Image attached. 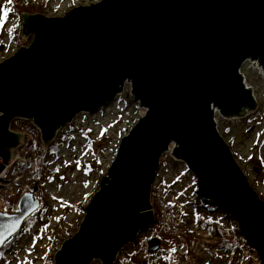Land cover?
Returning <instances> with one entry per match:
<instances>
[{
  "label": "water",
  "instance_id": "1",
  "mask_svg": "<svg viewBox=\"0 0 264 264\" xmlns=\"http://www.w3.org/2000/svg\"><path fill=\"white\" fill-rule=\"evenodd\" d=\"M31 37L0 62V172L23 141L10 130L30 121L43 145L80 114L92 115L130 86L144 111L121 137L84 209L78 231L54 264H113L155 223L150 192L171 146L196 195L231 219L264 264V202L217 131L256 112L240 70L257 61L264 81V0H100L61 17L21 15ZM40 206L35 184L13 213L0 211V249ZM159 241H149V252Z\"/></svg>",
  "mask_w": 264,
  "mask_h": 264
},
{
  "label": "rangeland",
  "instance_id": "2",
  "mask_svg": "<svg viewBox=\"0 0 264 264\" xmlns=\"http://www.w3.org/2000/svg\"><path fill=\"white\" fill-rule=\"evenodd\" d=\"M98 1L100 0H23L33 8L39 9L31 14L47 18L61 17L74 7L88 6ZM11 9L9 0H0V62L12 56L20 47H27L31 42V37L25 38L21 33V15L29 13L17 14ZM20 39L26 43L20 44L18 41ZM241 72L246 78L247 85L253 90L259 117L255 121H248L246 117L227 121L216 115L215 123L217 131L230 147L249 185L264 202V81L258 69L248 62L243 64ZM143 114L144 111L132 101L130 86L125 85L122 95L108 106L96 114L78 115L71 124L57 132L55 141L45 146L49 154L45 159L44 174L40 176L41 170L37 167L38 176L31 181V186L37 184L48 196L46 210L37 216L30 230L24 231L13 244L9 242L5 245L11 246L8 251L0 252V264L54 263V255L62 242L78 231L84 217V209L98 190L101 177L106 174L112 163L121 137L128 133ZM25 134L36 146L37 137L32 133ZM170 147L172 150L173 146ZM178 167V164L172 166L173 169ZM171 174V169L161 168L158 173L159 180L162 178L169 184L174 176ZM186 177L188 182L181 181L177 185L178 192L189 193L191 200H194L195 182L190 172ZM169 186L170 191H176L174 183ZM201 203L199 200L195 201L192 215L196 213L198 219L209 218L210 213L207 210L198 209L203 207ZM9 204L11 203L0 200V211L10 212L11 210L7 209ZM188 224L186 221L183 226L174 230V234H179L187 244L188 239H191V242L197 238L205 240L203 234L196 237ZM227 225L232 232L234 222H227ZM205 228L200 226L203 232ZM157 237L160 246L164 248L163 253L172 252L178 246L174 247L179 240L178 236L172 235L171 232L161 231ZM140 260L143 262L144 257ZM91 264L99 262L95 260Z\"/></svg>",
  "mask_w": 264,
  "mask_h": 264
},
{
  "label": "built area",
  "instance_id": "3",
  "mask_svg": "<svg viewBox=\"0 0 264 264\" xmlns=\"http://www.w3.org/2000/svg\"><path fill=\"white\" fill-rule=\"evenodd\" d=\"M250 64L253 67L257 68L258 73L263 76L260 66L253 64V62H251ZM242 72L240 70V74L243 76L245 87L251 88L247 85L246 78ZM216 115L218 114L216 113ZM170 151L171 152H167L166 157L164 159L165 162L162 164L161 168H167L168 170H172L171 175L174 176H172V180L169 184L174 183L177 188V185L181 181L188 182L186 175L189 174L187 173L185 165L180 161L176 160L172 156V150ZM176 164H178L179 167L173 169L172 166ZM176 170H178V172ZM34 172V162L30 161L29 155L28 153H26L25 149L18 148L12 150L9 163L0 172V200L6 202L10 197L16 195L18 192L26 191L31 184L32 178L34 177ZM164 178L168 179V177L165 176ZM169 184L166 180L162 178H160L159 180L158 176V179L155 181L154 188L152 189L149 197L153 212L155 211L154 206L158 205V224L156 226H159L162 229L179 228L183 226L184 222L187 220L185 215L188 212V208L186 206L189 202L188 197L190 194L180 193L178 192V188L175 192L170 191L171 187L169 186ZM190 229L196 234L200 233L197 225L193 223L190 225ZM147 235H149V233ZM139 239L140 245L137 244L135 246V252L138 254V257L140 259L141 257H144V261L141 264H201L196 260H205L209 264H246L248 261V257L250 256V253L247 249H242V251L237 254L236 257L238 258L236 259L235 257H232L231 254L225 251L216 250L213 247V242H207L202 240L195 242L193 245L192 255L196 260L194 258L191 259L189 255L185 254V244H183L180 248L176 250V254L173 255L172 258H168V261L166 260V262L163 263L160 262V259L156 261V257L154 255L150 256L149 254H147L146 248L149 238L145 237L144 234H142L140 235ZM141 244L144 246V249L141 248ZM130 252H132V249L125 251L123 250L117 256V262L115 264H132L127 259V255ZM157 255L162 257H171L169 253Z\"/></svg>",
  "mask_w": 264,
  "mask_h": 264
},
{
  "label": "trees",
  "instance_id": "4",
  "mask_svg": "<svg viewBox=\"0 0 264 264\" xmlns=\"http://www.w3.org/2000/svg\"><path fill=\"white\" fill-rule=\"evenodd\" d=\"M9 5L12 8L11 10L17 14H21V13L31 14V13L39 10V9L33 8L28 2H23V0H9ZM18 41L20 44L26 43V41L23 39H20ZM259 114H260L259 111H257L254 114L248 115L246 117V120L255 121L259 117ZM10 129L13 131H16V132H21L23 134L32 133L34 136L37 137L36 146L33 145V143H31V141L29 139L27 140L26 146H27V149L29 150L30 154L37 159V167H38V170H41L40 176H42L44 174L45 159H46L47 154H49V153L47 151V148L44 145H42V143L40 142V139H39V136L37 134L36 129L33 127V125L31 124L30 121H27L25 119L14 120L10 125ZM227 130H228V128L225 131H227ZM55 149H56V146H55ZM47 198H48V196L42 190H40V199H41L40 208L38 209L37 212L33 213L30 217H28L24 221L21 230L12 238L13 241L18 239L24 231L30 230V228L32 227V224H33L34 220L37 218V216L43 214V212L46 210ZM17 199L18 198L11 200V202H10L11 204H9V206H7V209H9V211L10 210L15 211V205H16ZM203 203L207 205L206 207L209 211H214L215 208L212 205H210L206 202H203ZM212 233L214 235L221 237L220 242H218L216 244V246H218L222 249H225V250H232V251L237 250V247L234 244H231L230 241L226 238L225 234H223L220 230L216 229ZM234 234L235 235L238 234V231L236 230V228L234 229ZM9 242H6L5 245L8 244ZM188 243L191 244V239H188Z\"/></svg>",
  "mask_w": 264,
  "mask_h": 264
},
{
  "label": "bare ground",
  "instance_id": "5",
  "mask_svg": "<svg viewBox=\"0 0 264 264\" xmlns=\"http://www.w3.org/2000/svg\"><path fill=\"white\" fill-rule=\"evenodd\" d=\"M253 64L259 65L257 61H253ZM217 213H218L217 216H220L221 215V212L220 211H218ZM244 242H245V240H240V239L236 240V243L239 244V245L243 244Z\"/></svg>",
  "mask_w": 264,
  "mask_h": 264
}]
</instances>
